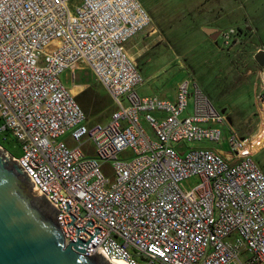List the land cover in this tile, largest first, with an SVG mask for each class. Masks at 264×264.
I'll return each instance as SVG.
<instances>
[{"label": "built area", "instance_id": "2783aa9c", "mask_svg": "<svg viewBox=\"0 0 264 264\" xmlns=\"http://www.w3.org/2000/svg\"><path fill=\"white\" fill-rule=\"evenodd\" d=\"M149 21L138 0H0V132L12 133L20 145L12 157L60 211L65 243L88 220L84 230L100 229L85 254L102 247L113 263L264 264V172L238 151L233 130L229 160L185 145L218 139L220 129L204 124L223 122V111L195 82L189 91V79L173 100L136 90L142 77L123 42ZM84 65L115 105L105 122L89 121L60 79ZM189 96L192 111L181 116ZM192 176L193 187L179 185Z\"/></svg>", "mask_w": 264, "mask_h": 264}, {"label": "rangeland", "instance_id": "374dc122", "mask_svg": "<svg viewBox=\"0 0 264 264\" xmlns=\"http://www.w3.org/2000/svg\"><path fill=\"white\" fill-rule=\"evenodd\" d=\"M138 1L150 21L123 42L142 77L137 92L173 100L180 82L189 79V91L195 82L213 106L223 111L225 120L204 124L220 129L218 139L189 140L185 145L210 147L229 160L235 155L228 141L233 130L239 139L238 151H249L251 159L264 172V99L261 98L264 65H258L255 58L258 51L264 50L251 54L257 45L264 46V0ZM230 28L234 33L230 40H224L220 32ZM233 34L238 36V41L229 49L235 41ZM57 45L58 40H53L45 49ZM60 79L89 121L108 120L115 105L88 66L75 68L73 79L71 68H66ZM192 102L189 96L181 116L192 111ZM152 113L165 115V112ZM139 117L146 133L155 139L143 112ZM0 145L13 155H20V145L9 131L0 132ZM83 146L87 150L90 143L86 141ZM181 148L185 149L177 150ZM196 182L197 177L192 176L181 180L179 185L191 188Z\"/></svg>", "mask_w": 264, "mask_h": 264}, {"label": "water", "instance_id": "95a60500", "mask_svg": "<svg viewBox=\"0 0 264 264\" xmlns=\"http://www.w3.org/2000/svg\"><path fill=\"white\" fill-rule=\"evenodd\" d=\"M263 55V51L255 54L260 65L264 64ZM59 212L34 188L19 161L0 145V264H115L102 247L93 254L84 253L88 242L100 232L97 227L93 234L83 229L91 220L76 227V241L65 243L56 219ZM79 231L90 237L80 239Z\"/></svg>", "mask_w": 264, "mask_h": 264}, {"label": "crops", "instance_id": "0c3cea01", "mask_svg": "<svg viewBox=\"0 0 264 264\" xmlns=\"http://www.w3.org/2000/svg\"><path fill=\"white\" fill-rule=\"evenodd\" d=\"M244 14H246V12H245ZM202 27H203V28H202ZM201 28H202V30H205L204 25H203V26L201 25ZM216 28H218V27L215 26V29H216ZM153 29H154V28H151L150 31H153ZM212 29H213V28H212ZM232 29H233V28H232ZM206 31H209V30H206ZM221 32H222V31H221ZM221 32H220V35H221ZM234 39H235V41H233L234 43H233L232 45L229 46V49H232V48L236 45V42L238 41V36H235V35H234ZM259 49L264 50V46H263V45H257V47L252 51L251 54L253 55V54H254L255 52H257ZM128 53H129V52H128ZM129 54H130V53H129ZM131 56H133V55H131ZM262 60L264 61V55H263ZM257 64L260 65L259 62H257ZM263 65H264V64H263ZM260 66H262V65H260ZM249 71H250V69H248L247 72L250 73L251 71H250V72H249Z\"/></svg>", "mask_w": 264, "mask_h": 264}, {"label": "bare ground", "instance_id": "6f19581e", "mask_svg": "<svg viewBox=\"0 0 264 264\" xmlns=\"http://www.w3.org/2000/svg\"><path fill=\"white\" fill-rule=\"evenodd\" d=\"M115 263L116 264H132V263H129V262H126V261H123V260H118Z\"/></svg>", "mask_w": 264, "mask_h": 264}]
</instances>
